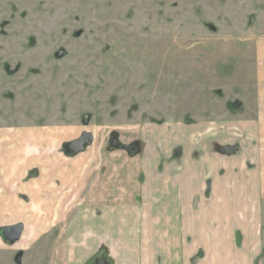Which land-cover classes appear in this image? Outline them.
<instances>
[{
	"label": "rangeland",
	"instance_id": "rangeland-1",
	"mask_svg": "<svg viewBox=\"0 0 264 264\" xmlns=\"http://www.w3.org/2000/svg\"><path fill=\"white\" fill-rule=\"evenodd\" d=\"M258 37H264V0H0V128L80 129L108 136L109 144L113 137L127 150L108 151L143 156L149 175L197 176L190 212L173 211L170 194L164 211L67 213L70 236L112 238L90 246L91 254L104 246L115 264H139L147 248L149 264H173L171 224L179 216L181 225L191 221L182 236L196 241L182 264L220 263L211 251L220 239L227 264H264V203L254 215L239 213L245 226H238L231 209L242 201L236 195L219 201L209 191L204 155L206 126L233 125L250 106ZM127 129L136 139L128 145L121 141ZM193 148L196 163L189 164ZM218 201L230 209L224 213L230 225L216 226L211 210ZM148 220L150 237L157 235L153 225L164 224L163 260L162 244L140 243ZM77 222L81 227L72 228ZM72 246L68 257L75 259ZM49 248L37 244L25 264H48Z\"/></svg>",
	"mask_w": 264,
	"mask_h": 264
},
{
	"label": "crops",
	"instance_id": "crops-1",
	"mask_svg": "<svg viewBox=\"0 0 264 264\" xmlns=\"http://www.w3.org/2000/svg\"><path fill=\"white\" fill-rule=\"evenodd\" d=\"M252 50L255 79L250 106L246 104L243 108L244 116L233 125L205 128L204 155L210 171L207 182L211 183L208 190L218 195L219 201L220 197L230 195L240 197L242 205L232 204L231 209L240 227L245 225L244 216L239 213L254 215L260 211V203H264V37L254 41ZM84 134L80 129L70 131L66 127L0 128V264H6V256L8 262L15 263L18 254L22 255L21 264H25L26 256L37 244L50 245L48 264H86L98 253H105V264H115L104 246L90 253V246L110 244L112 238L90 236L84 240V236L69 235L68 226L64 225L69 212L164 211L165 198L170 194L173 211L180 213L181 206L185 211L193 210L191 197L197 189L195 173L149 175L143 156L132 158L123 152H109L108 136L103 135L93 136L84 151L72 153L70 146ZM128 135L129 129L121 136L124 144L136 142L134 136ZM225 148H234V153L227 154ZM194 152L195 148L186 153H190L189 164L196 163ZM219 201L218 208L211 210L215 212L216 226L230 225L231 221L225 223L224 216L230 209L226 210ZM247 221L254 228V222ZM184 222L186 225H181L178 216L171 224L172 242L177 245L173 264H182L184 259L189 261L196 247L193 237L182 236V226L188 227L191 221ZM17 227H21V231L10 240L7 232ZM71 227L79 229L80 222ZM142 227L140 243L162 244L161 259H165L164 224L153 225L157 235L151 237L149 220ZM249 227L246 223V228ZM246 233H250L249 230ZM251 233L255 235V231ZM210 239L214 241L215 237ZM70 245H74L75 259L68 257ZM86 250L91 256L85 253ZM147 250H140L139 264H149ZM211 251H214L212 256L216 261H220L217 264H227L226 247L221 239L220 247L216 245ZM253 253L247 252L249 257L256 258Z\"/></svg>",
	"mask_w": 264,
	"mask_h": 264
},
{
	"label": "flooded vegetation",
	"instance_id": "flooded-vegetation-1",
	"mask_svg": "<svg viewBox=\"0 0 264 264\" xmlns=\"http://www.w3.org/2000/svg\"><path fill=\"white\" fill-rule=\"evenodd\" d=\"M130 149H131L130 151H134L135 147L131 146ZM17 234L18 232L16 230H12V231L7 232L6 235L10 240H14L17 237ZM21 257H22L21 254H18L16 257V258H19V264H20ZM86 264H105V253H98L93 258L89 259V261Z\"/></svg>",
	"mask_w": 264,
	"mask_h": 264
},
{
	"label": "water",
	"instance_id": "water-1",
	"mask_svg": "<svg viewBox=\"0 0 264 264\" xmlns=\"http://www.w3.org/2000/svg\"><path fill=\"white\" fill-rule=\"evenodd\" d=\"M93 137L91 134H84L81 139L76 141L74 144L70 146V150L72 153L77 154L84 151L85 147L91 143Z\"/></svg>",
	"mask_w": 264,
	"mask_h": 264
},
{
	"label": "trees",
	"instance_id": "trees-1",
	"mask_svg": "<svg viewBox=\"0 0 264 264\" xmlns=\"http://www.w3.org/2000/svg\"><path fill=\"white\" fill-rule=\"evenodd\" d=\"M115 138L113 139L112 137V141H110V144H109V149L110 150H113V149H124V150H127L126 147L120 145V144H116L115 143ZM14 230H16L17 232H20L21 231V227H17V228H14Z\"/></svg>",
	"mask_w": 264,
	"mask_h": 264
}]
</instances>
